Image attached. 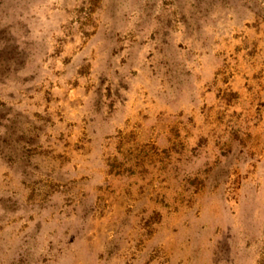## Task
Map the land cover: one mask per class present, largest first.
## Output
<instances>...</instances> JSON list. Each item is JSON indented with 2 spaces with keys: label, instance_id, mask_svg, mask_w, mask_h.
Instances as JSON below:
<instances>
[{
  "label": "rangeland",
  "instance_id": "rangeland-1",
  "mask_svg": "<svg viewBox=\"0 0 264 264\" xmlns=\"http://www.w3.org/2000/svg\"><path fill=\"white\" fill-rule=\"evenodd\" d=\"M0 264H264V0H0Z\"/></svg>",
  "mask_w": 264,
  "mask_h": 264
}]
</instances>
